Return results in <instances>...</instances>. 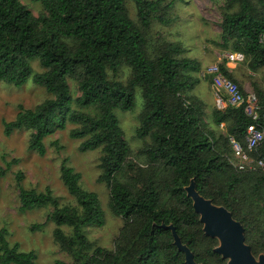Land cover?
Returning <instances> with one entry per match:
<instances>
[{"label": "trees", "instance_id": "16d2710c", "mask_svg": "<svg viewBox=\"0 0 264 264\" xmlns=\"http://www.w3.org/2000/svg\"><path fill=\"white\" fill-rule=\"evenodd\" d=\"M27 1L39 3L42 14L34 17L19 0H0V82L22 85L31 74L30 62L36 60L42 71L33 75V83L49 97L32 109L17 106L14 119L3 122V134L28 131L27 150L42 156L45 137L67 123L73 126L68 136L80 141L78 151H99L96 181L108 190L109 212L122 221L111 250L88 241L82 229L103 226L104 213L96 195L80 187L79 174L63 158L59 179L74 205L60 206L48 188L23 189L22 173L14 175L18 212L50 208L44 222L30 229L51 223L53 243L73 264H185L175 238L194 263L227 264L216 252L217 237L206 234L193 209L187 195L191 186L239 224L253 258L264 256V169L238 170L227 156L229 136L245 151L243 134L250 120L241 107L214 106L208 127L206 105L190 95L199 83L194 74L200 64L183 56L180 43L158 38L149 46L153 25L171 23L175 0H128L134 20L125 0ZM220 11L219 47L243 55L240 65L255 74L250 78L252 92L264 107L258 82L264 81V45L258 43L264 32V0H222ZM122 65L129 69L125 82L108 80L106 71L115 74ZM219 68L241 90L224 60ZM67 79L79 92L75 99ZM135 88L144 103L134 131L142 142L136 152L139 161L133 160L114 115L115 110L133 109ZM73 104L94 113L75 110ZM247 154L264 163V136ZM34 260L33 252L9 245L7 231L0 228V264Z\"/></svg>", "mask_w": 264, "mask_h": 264}, {"label": "rangeland", "instance_id": "374dc122", "mask_svg": "<svg viewBox=\"0 0 264 264\" xmlns=\"http://www.w3.org/2000/svg\"><path fill=\"white\" fill-rule=\"evenodd\" d=\"M126 1V8L129 17L134 20V8L130 1ZM29 12L38 17L42 14L39 3H32L27 0H19ZM222 0H175L170 11L171 23L162 27L154 24L149 35V46L153 40L162 38L169 42L180 43L184 49V57L197 61L202 68L212 64L229 50H222L219 47ZM31 74L26 81L14 87L0 82V228L7 231V242L9 245H17L22 252H33L35 260L33 264H53L54 260L63 261L66 264H73L69 255L61 252L52 241L51 223H45L40 230L32 231L33 225L42 224L50 208L43 207L30 211L18 212L17 189L14 175L21 172L23 179L20 186L23 189H34L42 192L48 188L52 195L57 198L60 206L74 205V199L69 196L59 179V164L63 158L67 159L66 165L79 174L80 187L94 193L98 199L99 206L104 213V224L101 227L87 226L82 229L83 234L94 246H99L106 250H111L122 221L118 217L111 215L107 208L108 190L101 183H97L98 175L97 163L100 155L95 151H78L80 141L70 139L69 129L73 128L66 124L64 129L56 130L53 134L45 137L42 143L45 147L44 155L40 156L33 151L27 150L28 131L14 130L8 136L3 134V122L14 119L17 106L23 109H32L35 105L48 98L44 89L33 83L34 74L40 73L36 60L30 62ZM129 69L122 65L117 73L112 74L106 71L108 80L124 83L128 77ZM199 81V73L194 74ZM264 89V81H258ZM69 93L72 99L79 96L73 80L67 79ZM200 94L202 103L211 99L204 89L203 83L196 85L190 92L194 96ZM143 100L139 88L134 89V107L131 111H114L118 125L123 132V138L127 142L132 158L136 157L137 150L142 142L134 135L137 127V116L143 108ZM75 110L85 111L89 114L94 112L90 109L83 110L76 105L71 106ZM205 110V122L209 124V110ZM218 133H224L223 129H217ZM55 142V145L53 143ZM227 156L233 161L230 150L227 148ZM14 162V163H13ZM6 164L9 166L7 167ZM69 233V229L62 227ZM264 259V256L262 257ZM260 258H254L259 264Z\"/></svg>", "mask_w": 264, "mask_h": 264}, {"label": "built area", "instance_id": "2783aa9c", "mask_svg": "<svg viewBox=\"0 0 264 264\" xmlns=\"http://www.w3.org/2000/svg\"><path fill=\"white\" fill-rule=\"evenodd\" d=\"M258 43L264 45V32L259 34ZM224 60V66L228 64H240L243 61V55L239 52H229L217 58L212 64L204 66L199 77L209 78L213 92V103L217 109H223L226 106L242 108L243 115L250 120L243 134L245 151L241 144L232 137H228V144L233 157V166L238 170H253L255 168L264 169V163L261 160H254L248 156L250 152L257 148L264 136L262 123L264 122V107L260 106L253 92H244L233 81L226 78L219 68V64ZM227 68V67H226ZM247 151V152H246Z\"/></svg>", "mask_w": 264, "mask_h": 264}, {"label": "water", "instance_id": "95a60500", "mask_svg": "<svg viewBox=\"0 0 264 264\" xmlns=\"http://www.w3.org/2000/svg\"><path fill=\"white\" fill-rule=\"evenodd\" d=\"M187 195L193 202V209L200 216L203 230L208 236H215L219 246L216 252L227 259V264H257L250 255L249 249L243 243L242 230L238 223L233 221L224 208L211 205L199 197L191 186L187 188ZM175 246L184 253L185 264H196L192 261L189 251L180 246L175 238ZM263 256L259 264H264Z\"/></svg>", "mask_w": 264, "mask_h": 264}, {"label": "crops", "instance_id": "0c3cea01", "mask_svg": "<svg viewBox=\"0 0 264 264\" xmlns=\"http://www.w3.org/2000/svg\"><path fill=\"white\" fill-rule=\"evenodd\" d=\"M216 61H217V59H216ZM226 67L232 73L233 78L241 85V89L244 92H252V88H251V84H250L252 81L250 80V78H253L255 76V74H253L252 72H249L240 64H236V65L235 64H228V65H226ZM200 83H203L204 89L206 90V92L209 93V95L211 97V99L209 101H205L206 102V104H205L206 110H207L212 106V102H213V92H212V88L210 85V80H209V78H204L201 81H199L198 84H200ZM194 96L198 99H200L202 97L199 93L197 95H194Z\"/></svg>", "mask_w": 264, "mask_h": 264}]
</instances>
